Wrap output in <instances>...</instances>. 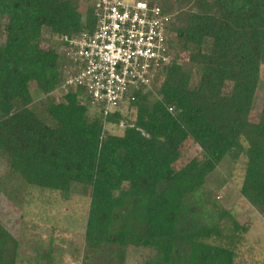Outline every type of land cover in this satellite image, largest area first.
<instances>
[{"label": "trees", "instance_id": "obj_1", "mask_svg": "<svg viewBox=\"0 0 264 264\" xmlns=\"http://www.w3.org/2000/svg\"><path fill=\"white\" fill-rule=\"evenodd\" d=\"M89 1L0 0V157L8 166L0 189L15 201L30 187L65 199L88 188L82 264H126L131 246L153 252L146 264H235L250 225L206 182L227 157L244 155L241 193L264 215V102L251 118L264 64V0H148L173 16L172 64L161 85L130 93L129 113L107 117L82 90L46 97L70 63L67 38L96 27ZM124 120L122 134L105 129ZM190 140L204 156L177 168V151ZM19 251L0 221V264H18ZM52 251L43 253L48 264Z\"/></svg>", "mask_w": 264, "mask_h": 264}, {"label": "rangeland", "instance_id": "obj_2", "mask_svg": "<svg viewBox=\"0 0 264 264\" xmlns=\"http://www.w3.org/2000/svg\"><path fill=\"white\" fill-rule=\"evenodd\" d=\"M174 19L176 20L177 16ZM5 21L7 20L4 18L1 40L5 38ZM49 38L50 34L47 32L42 44L46 48ZM188 57L187 52H181L182 61L188 60ZM34 87L35 84L32 89ZM50 95L57 100L62 99L58 91H52L46 94V97ZM44 97V93L37 95L35 104L40 105L39 102ZM263 102L264 64L261 66V79L251 113L253 120L259 117ZM127 111L129 113V110H126L124 114ZM127 124L124 120L119 126L107 124L106 127L111 133L122 134ZM177 153V168L187 164L194 157L204 156L201 147L191 140L180 146ZM245 165L244 155L238 161L227 157L208 176L206 184L215 192L221 205L231 210L241 223L250 225L249 231L237 245L235 264H263L264 215L241 193ZM7 168L6 162L0 157V177ZM20 195L22 199L14 201L0 189V221L20 242L18 264H48L43 253L50 249L53 250L51 264H82L87 254L85 231L90 203L89 189L75 193L70 199H65L59 191L36 187H30L28 192H22ZM152 253L150 249L131 246L127 250L126 264H146Z\"/></svg>", "mask_w": 264, "mask_h": 264}, {"label": "built area", "instance_id": "obj_3", "mask_svg": "<svg viewBox=\"0 0 264 264\" xmlns=\"http://www.w3.org/2000/svg\"><path fill=\"white\" fill-rule=\"evenodd\" d=\"M89 4L95 9L96 27L67 38L70 63L54 92L64 98L82 90L91 107L105 117L124 113L130 93L152 90L172 64L167 28L173 16L148 0H90Z\"/></svg>", "mask_w": 264, "mask_h": 264}]
</instances>
